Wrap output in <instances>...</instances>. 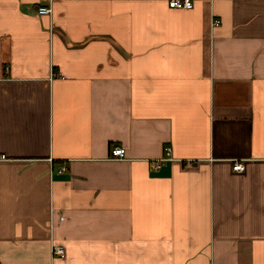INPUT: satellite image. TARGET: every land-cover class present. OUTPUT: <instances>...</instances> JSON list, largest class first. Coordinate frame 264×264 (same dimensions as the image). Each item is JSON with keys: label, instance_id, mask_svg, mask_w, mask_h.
<instances>
[{"label": "crops", "instance_id": "obj_1", "mask_svg": "<svg viewBox=\"0 0 264 264\" xmlns=\"http://www.w3.org/2000/svg\"><path fill=\"white\" fill-rule=\"evenodd\" d=\"M168 1L0 0V264H264V0Z\"/></svg>", "mask_w": 264, "mask_h": 264}, {"label": "built area", "instance_id": "obj_2", "mask_svg": "<svg viewBox=\"0 0 264 264\" xmlns=\"http://www.w3.org/2000/svg\"><path fill=\"white\" fill-rule=\"evenodd\" d=\"M168 6L172 9H191L192 7V1L191 0H169ZM37 13L39 15H49L51 13V9L48 6H40L37 8ZM219 21L213 19L212 20V28L218 27ZM110 156L114 160H121L124 157V149L121 147H114L110 150ZM6 158L4 155L0 154V162L5 161ZM232 169L236 172L243 171V165L240 162H235ZM64 168H61L60 171H64ZM51 254L52 256H59L62 257L64 254V251L62 247L52 245L51 246Z\"/></svg>", "mask_w": 264, "mask_h": 264}]
</instances>
